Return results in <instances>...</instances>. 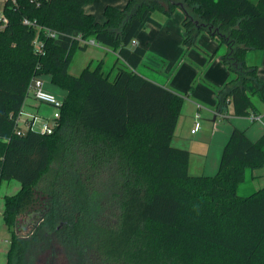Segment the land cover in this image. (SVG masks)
Listing matches in <instances>:
<instances>
[{
  "label": "trees",
  "instance_id": "obj_1",
  "mask_svg": "<svg viewBox=\"0 0 264 264\" xmlns=\"http://www.w3.org/2000/svg\"><path fill=\"white\" fill-rule=\"evenodd\" d=\"M93 1L0 0V185L21 183L4 196L7 264H30L31 249L56 243L70 264H264V186L239 193L264 166V134L253 140L235 127L219 170L190 173L191 151L172 144L185 96L140 70L147 49L135 43L147 24L162 26L154 11L181 8L186 48L203 31L218 41L213 54L226 46L221 59L235 77L217 109L260 114L264 80L246 54L264 49V0H128L107 4L104 22L86 11ZM89 38L117 53L113 78L102 60L70 71ZM39 75L66 90L60 117L52 133L19 134Z\"/></svg>",
  "mask_w": 264,
  "mask_h": 264
},
{
  "label": "crops",
  "instance_id": "obj_2",
  "mask_svg": "<svg viewBox=\"0 0 264 264\" xmlns=\"http://www.w3.org/2000/svg\"><path fill=\"white\" fill-rule=\"evenodd\" d=\"M124 1L128 0H97L96 3L86 4L85 9L87 12L92 13L99 21L104 22L105 17L102 15V12H99V7L104 9L107 4L123 7ZM175 12H177L175 16L176 19H184L185 14L181 8H178ZM152 28L154 27H152L151 24H147V27L142 30L135 40V43L147 49L144 64L140 66V70L149 78L185 96V103L175 129L172 143L175 144L174 141H178L176 143L179 145L178 147H188L191 149H189L191 151L190 173L212 175L211 172L205 171L208 166L213 168L218 167L224 147L233 129L239 127L245 130L250 138L258 139L264 134V121H252L248 116L233 115V105L231 103L223 111L217 109L218 91L223 88L232 77H235L234 72L230 70L221 59V55L226 51V46H222L216 54H213L219 45L218 41L207 31H203L197 39V46L186 48L183 45L184 30L181 24L180 36L176 34L175 30L167 29L166 41L170 44L175 42L176 47L179 49L175 50L171 61L164 57V59L162 58L163 60H161L163 61L162 64H160L157 60L151 58V46L148 45H151L152 42L148 41L149 44H146L143 37V32H149ZM161 28H163V25ZM158 36L161 37L164 35L159 33ZM91 46L102 47L106 51H101L98 48L91 49ZM89 49L93 51V54L89 55L90 58L83 67L100 60L104 63L105 56L108 55V52L115 54V67L118 55L111 48H107L103 45H89L85 50ZM158 54L161 55V52H158ZM246 60L248 64L258 67V73L264 80V49L249 50L246 54ZM56 87V85H50L52 90H55ZM256 102L264 112V104L257 99ZM24 109L26 112L34 113L37 111H43L44 113L50 112L48 111L50 109L49 107L39 104V102L35 101L33 98L27 100ZM204 114L214 115V117L205 118L203 117ZM198 115L202 126L197 132L193 133L192 128L195 125V121L198 119ZM217 119H228L230 124L224 127L223 136L220 140L216 135L218 143L213 145L215 134H217L219 130ZM205 120L213 121L214 126L207 124ZM223 124H225V122ZM207 136H209L211 146L207 149L208 154L205 156V160H201V157H199L200 159L197 157L196 161L193 162L192 149H197L196 147L202 148L204 144L203 140L206 139ZM188 142H190V144H187ZM200 156L203 157V155ZM192 168L195 169L194 172ZM3 182L0 185V190ZM20 188L21 185L18 186L17 191H19Z\"/></svg>",
  "mask_w": 264,
  "mask_h": 264
},
{
  "label": "rangeland",
  "instance_id": "obj_3",
  "mask_svg": "<svg viewBox=\"0 0 264 264\" xmlns=\"http://www.w3.org/2000/svg\"><path fill=\"white\" fill-rule=\"evenodd\" d=\"M97 0H94L92 3H96ZM115 1V0H114ZM127 1H124L123 6H125ZM101 5V3H100ZM178 10V9H177ZM99 12H102V15H104V9L102 7H99ZM177 12H174V14L168 16L167 14H165L162 11L156 10L154 11V16L156 19L160 20L162 22L163 28H161V26H157L155 24H151L152 28L151 30H149V32H143V37L145 40L146 44H149L148 41H151L152 44L148 45L151 46V58L153 60H157L160 64H162L164 57L167 58L169 61H171V59L173 58V54L175 53V50L179 49L178 47H176L175 42L170 44L168 41H166V34H167V29H171V30H175L176 34H178L179 36L181 35V24H182V19L178 18L176 19ZM159 33H162V35L159 37ZM156 36V37H155ZM157 38V39H156ZM98 48L101 51H106L105 49H103L102 47H97V46H91V49H95ZM89 49V50H82V49H78L73 56V60H72V65L70 67V71L73 74H79L82 69L84 68V64L86 65V62L89 60V55L93 54V51ZM157 52V53H156ZM158 52H161V55L158 54ZM163 58V59H162ZM114 62H115V54L108 52V55L105 56V60H104V70L106 72H111V77L113 78L116 74V68H114ZM96 65V63H95ZM94 65V66H95ZM44 79L46 81V89L47 90H52L50 88V85H52L51 83V79L49 75H45ZM52 92H54L56 95H58L59 97H63L66 93V90L60 87H56L55 90H52ZM257 99V97L255 98ZM51 109H49L48 111H50ZM38 112V111H37ZM203 116V115H202ZM205 118H212L214 117V115H208V114H204ZM211 120V119H210ZM210 120H205V122L207 124H210L211 126H214V122L210 121ZM249 121V120H247ZM225 122V124H223ZM217 123H219L217 126L219 128V130L217 131V134H215L214 137V141H213V145H216L218 142L216 140V135L218 137V139L220 140L221 137L223 136V132H224V127L228 126L230 124L228 119H217ZM227 123V124H226ZM253 139V138H251ZM256 140V139H253ZM174 143H172L175 146H179L176 143L178 141H174ZM204 144L201 147H196L197 149H192V154H193V162L196 161V158L201 157V160H205V156L208 154L207 149L209 148V146H211L210 141H209V136L206 137V139L203 140ZM187 144H190V142H188ZM183 148V147H181ZM188 148V147H185ZM194 148V147H192ZM190 149V148H188ZM191 150V149H190ZM201 153V154H200ZM211 154V153H210ZM200 155H203L200 156ZM200 159V158H199ZM221 161L218 165V167H210L208 166L205 172H211L212 174H215L220 167ZM193 172L195 171L194 168H192ZM255 175L256 178L255 179H250L251 176V170H248V178L250 179L244 183L241 184L240 188H239V193L241 195H247L250 192H252V188H260L262 186H264V166L258 170L255 171ZM20 182L16 179L11 180V181H5L3 182L2 186H1V190H0V264H7V254H8V250L10 248L11 242H12V237H13V233L12 230L10 229V227L7 225L5 218H4V208H5V200H4V195L6 194H14L15 192H17L18 190V186H20ZM24 232V231H22ZM27 260L30 264H70L69 260H66L65 254H62L60 252V248L58 247L57 244L53 245L52 248L50 249H42L40 248L39 250H37V248L31 249Z\"/></svg>",
  "mask_w": 264,
  "mask_h": 264
},
{
  "label": "built area",
  "instance_id": "obj_4",
  "mask_svg": "<svg viewBox=\"0 0 264 264\" xmlns=\"http://www.w3.org/2000/svg\"><path fill=\"white\" fill-rule=\"evenodd\" d=\"M83 43L88 45H100L95 39H83ZM46 81L44 75H39L34 78L28 89V95L24 107L29 98L35 99L41 105L49 107L51 110L49 113L43 111L26 112L23 107L20 115L18 116L17 131L19 134L25 133L29 129L39 130L42 133H52L57 125L56 120L60 117V110L63 105V97H59L54 92L46 89ZM249 119L264 121V112L260 114L252 113L248 115ZM202 126L201 120L198 115V119L195 121V125L192 128V132H197Z\"/></svg>",
  "mask_w": 264,
  "mask_h": 264
},
{
  "label": "flooded vegetation",
  "instance_id": "obj_5",
  "mask_svg": "<svg viewBox=\"0 0 264 264\" xmlns=\"http://www.w3.org/2000/svg\"><path fill=\"white\" fill-rule=\"evenodd\" d=\"M41 212H43V211H38L37 213H34L33 215L38 216L39 213H41ZM33 215L31 217L27 216V223L24 224L23 227H22V229L24 230L23 233H25L27 236H29L33 232V230L36 228V227H34L35 220L33 218L34 217ZM56 244L60 248V252L62 254H64V246L59 244V243H56Z\"/></svg>",
  "mask_w": 264,
  "mask_h": 264
},
{
  "label": "water",
  "instance_id": "obj_6",
  "mask_svg": "<svg viewBox=\"0 0 264 264\" xmlns=\"http://www.w3.org/2000/svg\"><path fill=\"white\" fill-rule=\"evenodd\" d=\"M178 4L180 5V7H183V3L182 2H178ZM210 29H212V27H210ZM216 31H218V29H216ZM213 33H215V31ZM45 212L46 211L39 213L38 216L33 215L34 216L33 218L35 220L34 227H36L40 223V221L43 219V217L45 215Z\"/></svg>",
  "mask_w": 264,
  "mask_h": 264
}]
</instances>
